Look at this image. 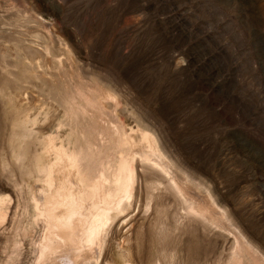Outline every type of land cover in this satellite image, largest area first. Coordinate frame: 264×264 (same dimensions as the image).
Wrapping results in <instances>:
<instances>
[{
	"label": "rangeland",
	"instance_id": "1",
	"mask_svg": "<svg viewBox=\"0 0 264 264\" xmlns=\"http://www.w3.org/2000/svg\"><path fill=\"white\" fill-rule=\"evenodd\" d=\"M0 264H264V0H0Z\"/></svg>",
	"mask_w": 264,
	"mask_h": 264
},
{
	"label": "bare ground",
	"instance_id": "2",
	"mask_svg": "<svg viewBox=\"0 0 264 264\" xmlns=\"http://www.w3.org/2000/svg\"><path fill=\"white\" fill-rule=\"evenodd\" d=\"M124 136V135H123ZM124 138V137H123ZM128 138V137H127ZM123 141V140H122ZM121 141V142H122ZM129 141V140H128ZM128 141L126 142V144L128 143ZM123 142H125V141H123ZM121 144H123V143H121ZM126 144H124L125 146H126ZM129 144V143H128ZM123 146V145H122ZM123 148H124V146H123ZM61 154H63V153H61ZM67 157V156H66ZM76 158H78V157H76ZM126 158V157H125ZM122 159V158H121ZM123 159H124V157H123ZM122 162V161H121ZM125 163H126V161H125ZM79 165V164H78ZM77 165V166H78ZM131 165V164H130ZM121 166V165H120ZM124 166H125V164H124ZM129 166V165H128ZM126 168V167H125ZM131 169H133V167L131 168ZM46 170H47V174H48V183H53L54 181V179L56 178V179H58V178H63V177H65V178H68V174L66 175V174H64V176H62V174H58V175H55L54 173H53V168L51 167V165L49 166V167H47L46 168ZM76 170H78V168L76 169ZM80 170V169H79ZM129 170V169H128ZM69 171V170H68ZM82 172V171H81ZM79 173V175L81 174L82 175V173ZM125 169H124V167L123 168H121V167H119V170H118V172L117 173H115V179L114 180H117L116 178H117V176H119L120 177V179L119 180H117L116 182H115V190H114V188H113V190H114V192H109V193H106L104 190V192L106 193L105 194V196H104V198H102L101 200H102V203H103V205L102 206H99L98 207V209H96V218L95 219H93L92 221H89L88 222V224H87V220H82V219H79L78 221L76 220V221H73V218H72V216H71V213H72V211H73V208H72V206H68V207H66L67 209H66V211H65V213L63 214V216H61L60 218H58L57 217V215L56 216H54V217H52V218H50V219H54L53 220V222H54V224L55 225H57L58 226V228H60L59 230H60V233H63V230H64V228H67V229H69L70 231L71 230H74V231H79L80 229H86V231H87V233H89V238H90V240L91 241H95L96 242V240H94V236L95 235H97V234H99L100 232H101V230H102V228H103V226H104V224H105V221L109 218V214H110V210L112 209L111 208V206L110 205H112V201H113V199H114V197H115V195H116V193L118 192V194H119V190L121 189L122 190V187H123V185H124V183H126L125 182V178H126V174H125ZM130 172V171H129ZM64 173V172H63ZM72 172H70V174H71ZM78 173V172H77ZM76 174V173H75ZM72 175V174H71ZM131 175V174H130ZM70 176V175H69ZM74 175H72V177H73ZM71 177V176H70ZM81 177V176H80ZM130 177H132V175L130 176ZM84 178V177H83ZM74 179H75V177H74ZM76 179H78V178H76ZM75 179V182L77 181ZM80 179V178H79ZM86 179V178H85ZM128 179V178H127ZM103 180V179H102ZM53 181V182H52ZM73 181V180H72ZM88 181V180H87ZM87 181H85L84 183L86 184V182ZM93 181V180H92ZM128 181V180H127ZM56 182V181H55ZM58 182V181H57ZM74 182V183H75ZM78 182V181H77ZM76 182V183H77ZM94 182V181H93ZM68 183V182H67ZM71 182H69V184H70ZM80 183H81V181H80ZM84 184V185H85ZM97 184V183H96ZM54 185V184H53ZM57 185V184H56ZM66 185V184H65ZM65 185H62V184H60L59 186L60 187H63V188H65ZM72 185H73V183H72ZM80 185V184H79ZM90 185V184H89ZM126 185V184H125ZM124 185V186H125ZM50 186V185H49ZM67 186H68V184H67ZM96 186V185H95ZM102 186V185H101ZM100 186V187H101ZM128 186V185H127ZM51 187V186H50ZM53 187V186H52ZM84 187V186H83ZM90 187H91V185H90ZM89 187V188H90ZM100 187H99V190H100ZM85 188V187H84ZM96 188V187H95ZM95 188H94V190H95ZM98 188V187H97ZM104 188V187H103ZM124 188V187H123ZM87 189V188H86ZM110 189H112V188H110ZM64 190V189H63ZM91 190V189H90ZM84 191V190H83ZM125 191V190H124ZM124 191H123V193H124ZM127 191L129 192V189H127ZM64 193H63V195H60V196H57V197H55V196H49V202L51 203L50 205H47V206H45V209H47L46 211H48L47 213H49L50 215V217L51 216H53L54 215V206H55V204H58V205H60V204H62V203H64L65 205L69 202V201H71V200H75V205H76V202L78 201V202H80L79 200V197L81 198V200H83L84 199V196L83 195H86V194H84L83 192V194H81V196H78L79 195V192H81V190H80V188L79 187H77V185L76 186H74L73 188H67V189H65L64 191H63ZM103 192V193H104ZM127 192V193H128ZM88 193V192H87ZM102 193V194H103ZM127 193L125 194L126 196H127ZM97 195L96 194V192L95 193H88L87 195H89L88 197H91V195ZM121 194V193H120ZM122 195V194H121ZM124 195V196H125ZM93 197V196H92ZM102 197V196H101ZM116 197H117V195H116ZM89 199V198H88ZM117 199V198H116ZM82 202V201H81ZM44 203V202H43ZM80 204V203H79ZM96 206H98V205H95V207ZM118 207V206H117ZM75 208H76V206H75ZM94 211H95V209H94ZM74 212V211H73ZM74 213H76V210H75V212ZM74 215V214H73ZM94 215V214H93ZM109 220H111V219H109ZM58 234H59V232H57ZM61 235V234H60ZM47 236H49V235H47ZM78 236V235H77ZM69 237V236H68ZM72 237V236H71ZM79 238V237H78ZM88 238V239H89ZM74 240V239H73ZM67 240L65 239V241H61V242H59V240L56 238V235H54V236H51V237H49V239L47 240V246H50V248H49V251L46 253V255H49V252H51V250H54V247H57V246H55L57 243H59V245H60V243L62 244V245H64L63 247H62V249H69V244L66 242ZM79 241V240H78ZM88 241V240H87ZM91 243V242H90ZM61 246V245H60ZM58 248V247H57ZM51 249V250H50ZM64 257H66V255H64ZM250 262V261H249Z\"/></svg>",
	"mask_w": 264,
	"mask_h": 264
}]
</instances>
